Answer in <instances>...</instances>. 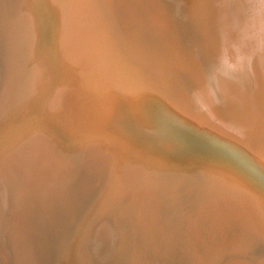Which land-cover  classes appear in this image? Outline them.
<instances>
[{
    "label": "rangeland",
    "instance_id": "1",
    "mask_svg": "<svg viewBox=\"0 0 264 264\" xmlns=\"http://www.w3.org/2000/svg\"><path fill=\"white\" fill-rule=\"evenodd\" d=\"M101 1L0 0V186L10 197L6 206L16 234L13 244L0 249L5 264L25 256H52L51 264H263L227 252L234 250L239 237L240 242L256 235V240L264 238V122L256 127L259 130L243 129V144L233 133L208 127L204 113L191 115L176 79L183 86L190 84L184 86L188 105H200L204 99L203 88L195 90L196 70L203 87L210 88L212 82L206 68L192 62L183 41L188 32L170 30L149 0ZM194 1L192 8L186 2V12L191 11L195 24L202 16L206 27L199 29L209 38V0ZM255 15L250 16L253 44L264 58V19ZM200 22L197 26L203 27ZM249 84L244 82L245 87ZM116 85L121 87H113L117 103L112 99ZM116 123H121L122 133ZM31 209L40 214L39 223L29 222ZM222 216L226 219L220 223ZM20 223L36 227L21 230ZM100 226L109 231L111 243L105 241L108 248L102 244L97 250L92 240ZM25 237L30 246L23 242ZM41 242L50 245L46 255ZM34 243L39 249L32 248Z\"/></svg>",
    "mask_w": 264,
    "mask_h": 264
},
{
    "label": "bare ground",
    "instance_id": "2",
    "mask_svg": "<svg viewBox=\"0 0 264 264\" xmlns=\"http://www.w3.org/2000/svg\"><path fill=\"white\" fill-rule=\"evenodd\" d=\"M101 1V0H100ZM116 1V0H115ZM119 1V0H118ZM125 1V0H124ZM130 1V0H129ZM151 3H152V6H154L155 7V10L156 11H158V12H160L159 14L160 15H162L163 16V18L164 19H166L167 21H168V26H169V28H170V30H172V31H175V34L177 33V31L179 30V31H187L188 32V39H183V41H185L186 42V44L188 45V47H189V52L191 53L190 55H191V57H192V62H193V64H194V62H195V64L196 63H198V64H200L201 66H204L206 69V72H207V74H208V76L207 77H209V79H210V81L212 82V86H210V88H205V86L203 87V81L201 80L202 78H201V75L199 74V73H197V70L194 72L195 73V81L197 82L196 84L197 85H195V90L197 91V89H201V87L203 88V92H201L202 94H203V102L200 104V105H197V108L195 107L196 105H194V103L193 104H189L188 105V102H187V99H189V98H187V96H188V94H187V92H185V90H184V86L185 85H188L189 84V82H187L186 81V83H188V84H184V86H183V84L182 83H180L179 82V80L178 79H176L177 81H178V83H177V85H178V87L180 88V87H182V89L180 88V90L182 91V94L184 95V97L185 98H187V99H185L184 98V105L187 107V109L191 112V115H194V116H197V117H199L198 116V113H200V115H201V117H203V113L205 114L204 115V117H203V119L205 120V121H207L208 122V124H207V122H206V125L208 126H210V127H212V128H216L217 130H219V131H223V132H225V133H233L235 136H237L238 138H240V141H241V143H245L244 141L246 140V138H245V134H244V132H242L243 131V129H245V128H253V129H255L256 127H258L259 125H262L261 123L262 122H264V58L262 57V55L260 54V53H258V51H256L255 50V48H254V44H253V31L251 30L252 29V27H251V24H250V16H252V13H255L256 15L255 16H257V18H259V19H264V0H209V5H208V9H207V16H208V19H209V21H210V23H211V25H212V30H211V32L209 33V38H208V36H207V34H205V32H201L200 31V29L202 28H204V26L205 25H203V24H206V22L204 23L203 21L204 20H200L201 18H202V16H200V13H203L202 11H198L197 10V13L198 12H200L199 13V21L198 22H200V21H202L203 23H202V25H203V27H200V26H197V25H199L198 24V22L195 24V20H194V18L192 19V18H190V16H189V12H191L189 9V12L187 13L186 12V9H187V7H186V2H188V1H186V0H149ZM194 1V0H193ZM203 1V0H202ZM206 1V0H205ZM102 2V1H101ZM138 2V1H137ZM189 2H191V4H190V7H191V5H192V0H189ZM188 2V3H189ZM200 2V1H199ZM198 2V3H199ZM249 2H250V4H249ZM118 3V2H117ZM194 3H195V7H196V1H194ZM202 3V2H201ZM200 3V4H201ZM206 3H207V1H206ZM102 4V3H101ZM123 4V3H122ZM138 4V3H137ZM7 5V4H6ZM198 5V4H197ZM201 5H204V2H203V4H201ZM8 6V5H7ZM17 6H18V4H17ZM123 6V5H122ZM127 6V5H126ZM189 6V5H188ZM194 6H193V8H194ZM206 6V5H205ZM105 7V6H104ZM114 7V6H113ZM201 7V6H200ZM200 7H199V10H201L200 9ZM203 7V6H202ZM207 7V6H206ZM206 7H204V8H206ZM192 8V7H191ZM114 9V8H113ZM115 9H117V8H115ZM125 9V8H124ZM123 9V10H124ZM132 9V8H131ZM196 9H198V7L196 8ZM118 10V9H117ZM128 10V9H127ZM138 10V9H137ZM154 10V9H153ZM125 11V10H124ZM143 11V10H142ZM196 11V10H195ZM118 12H119V10H118ZM123 12V11H122ZM129 12H130V10H129ZM129 12H127V13H129ZM141 12V11H140ZM145 12V11H144ZM143 12V13H144ZM193 9H192V13L191 14H193ZM142 13V12H141ZM117 14V13H116ZM133 14V13H132ZM135 14V13H134ZM190 14V15H191ZM111 15V14H110ZM122 15V14H121ZM125 15H127V14H125ZM147 15V14H146ZM146 15H144V17L146 16ZM155 14H153V16H154ZM129 16H130V14H129ZM140 16V15H139ZM195 16H196V14H195ZM194 16V17H195ZM204 16V15H203ZM160 17V16H159ZM193 17V16H192ZM156 18V17H155ZM196 18V17H195ZM207 18V17H206ZM135 18H133V20H134ZM142 19V18H141ZM147 19V18H146ZM150 19V18H149ZM159 19H161V18H159ZM119 20V19H118ZM121 20V19H120ZM122 20H123V18H122ZM122 20H121V22H122ZM125 20H126V17H125ZM145 20V19H144ZM151 20V19H150ZM148 21V20H147ZM162 21V20H161ZM166 21V22H167ZM118 22V21H117ZM134 22V21H133ZM144 22V21H143ZM146 22V21H145ZM163 22V21H162ZM123 23V22H122ZM126 23H127V21H126ZM155 23V22H154ZM157 23V22H156ZM164 23V22H163ZM162 23V24H163ZM261 23V22H260ZM152 24V23H151ZM121 25V24H120ZM126 25V24H125ZM128 25V24H127ZM148 26H150L149 24H147ZM157 25V24H156ZM160 25H161V23H160ZM201 25V24H200ZM138 26H139V24H138ZM141 26V25H140ZM143 26V25H142ZM117 27V26H116ZM135 27V26H134ZM150 27H152V26H150ZM155 27V26H154ZM159 27H161V26H158V27H155V28H159ZM163 27V26H162ZM206 27V26H205ZM153 28V27H152ZM200 28V29H199ZM125 29H126V27H125ZM149 29V28H148ZM167 29V28H166ZM166 29H164L165 30V32H166ZM201 29V30H202ZM258 29V28H257ZM128 30H130V28L128 29ZM137 30V29H136ZM150 30V29H149ZM159 30H160V28H159ZM159 30H157V31H159ZM177 30V31H176ZM259 30V29H258ZM139 31V30H138ZM151 31V30H150ZM153 31V30H152ZM156 31V30H155ZM133 32V31H132ZM167 32H168V30H167ZM262 32H264V31H262ZM125 33V32H124ZM139 33V32H138ZM151 33V32H150ZM157 33V32H156ZM173 33V32H172ZM179 33V32H178ZM206 33H207V31H206ZM213 33H214V36L216 37L215 39H214V36H213V42L212 43H210L211 42V40H210V37L213 35ZM132 34H134V33H132ZM140 34H142V33H140ZM153 34V33H152ZM159 34V33H158ZM165 34V33H164ZM171 34V33H170ZM258 34H259V32H258ZM127 36H128V34H126ZM163 35V34H162ZM161 35V36H162ZM168 35V34H167ZM172 35V34H171ZM180 35H181V33H180ZM257 35V34H256ZM261 35V34H260ZM262 35H264V34H262ZM134 36V35H133ZM150 36H151V34H150ZM154 36H156L155 34H154ZM153 36V37H154ZM158 36V35H157ZM178 36V35H177ZM258 36V35H257ZM135 37V36H134ZM159 37V36H158ZM163 37V36H162ZM172 37V36H171ZM173 37H174V34H173ZM172 37V38H173ZM181 37H182V35H181ZM185 37V36H184ZM128 38V37H127ZM131 38V37H130ZM129 38V39H130ZM135 38H137V36L135 37ZM167 38V37H166ZM169 38V37H168ZM175 38V37H174ZM212 38V37H211ZM142 39V38H141ZM156 39V38H155ZM163 39V38H162ZM165 39V38H164ZM177 39V38H176ZM176 39H174V41L176 40ZM181 39V38H180ZM264 39V38H263ZM138 40V39H137ZM142 40H144V38L142 39ZM166 40V39H165ZM172 39H170V41H171ZM179 39H177V41H178ZM209 40H210V42H209ZM217 41V42H215V41ZM134 41V40H133ZM149 41V40H148ZM167 41H168V39H167ZM170 41H169V43H170ZM183 41H180V43L181 44H183ZM147 42V41H146ZM154 42V41H153ZM184 42V43H185ZM143 43H145V42H143ZM148 43V42H147ZM162 43H164V40H163V42ZM169 43H167V44H169ZM173 41H172V43L170 44V45H173ZM176 43V42H175ZM155 44V43H154ZM177 44V43H176ZM179 44V43H178ZM181 44L179 45V46H181ZM135 45V44H134ZM150 46H152V44H149ZM161 45V44H160ZM136 46V45H135ZM135 46H134V48H135ZM158 46V45H157ZM169 46V45H168ZM175 46V45H174ZM177 46V45H176ZM176 46L174 47V48H176ZM183 46H185V45H183ZM183 46L181 47V48H183ZM259 46V45H258ZM173 47V46H172ZM146 48V47H145ZM158 48V47H157ZM169 48V47H168ZM171 48V47H170ZM141 49H142V47H141ZM161 49V48H160ZM184 49V48H183ZM182 49V50H183ZM138 50V49H137ZM149 50H151V47H150V49ZM154 50V49H153ZM157 50V49H156ZM155 50V51H156ZM163 50V49H162ZM169 50V49H168ZM173 50V49H172ZM182 50H181V52H182ZM167 51V50H166ZM176 51V50H175ZM136 52V51H135ZM137 52H139V51H137ZM151 52V51H150ZM168 52V51H167ZM169 52H171L170 54L172 55V52H174V50L173 51H169ZM168 52V53H169ZM177 52V51H176ZM180 52V53H181ZM165 53V52H164ZM140 54V53H139ZM142 54V53H141ZM169 54V55H170ZM178 54V53H177ZM161 55V54H160ZM159 55V57H161L162 58V56H160ZM172 56H176V55H172ZM183 56V55H182ZM182 56H179L178 55V57H181L182 58ZM187 56V55H186ZM53 57V56H52ZM135 57H137V56H135ZM158 57V58H159ZM173 57V58H174ZM172 58V57H171ZM177 58V57H176ZM186 58V57H185ZM248 58V59H247ZM179 58H177V60H178ZM187 59V58H186ZM247 59V60H246ZM167 60V59H166ZM175 61H176V59H174ZM174 60H172V61H174ZM180 60V59H179ZM158 61V60H157ZM156 61V62H157ZM165 61V60H164ZM171 61V62H172ZM174 61V62H175ZM181 61H182V59H181ZM57 62V61H56ZM145 62V61H144ZM159 62V61H158ZM168 62V61H167ZM166 62V63H167ZM185 62V61H184ZM183 61H182V64L184 63ZM187 62V61H186ZM145 63H147V62H145ZM160 63V62H159ZM164 63V62H163ZM162 63V64H163ZM170 63V62H169ZM168 63V64H169ZM176 63V62H175ZM178 63H179V61H178ZM54 64V63H53ZM167 64V65H168ZM177 64V63H176ZM181 64V65H182ZM197 64V65H198ZM150 65H151V63H150ZM173 66H175V64H172ZM199 65V66H200ZM178 66V65H177ZM177 66H175V67H177ZM185 67H186V65H184ZM187 67H189V66H187ZM191 67H193L192 66V64H191ZM198 67V66H197ZM119 68V67H118ZM157 68V67H156ZM180 68V67H179ZM179 68H178V70H179ZM182 68V67H181ZM184 68V67H183ZM128 69V68H127ZM186 69V68H185ZM184 69V70H185ZM194 69V68H193ZM197 69V68H196ZM181 70H183V69H181ZM192 70V69H191ZM190 70V71H191ZM188 71V70H187ZM198 71H199V69H198ZM156 72V71H155ZM158 72V71H157ZM180 73H181V71H179ZM193 72V71H192ZM192 72H190V73H188V74H190V76H191V74H192ZM183 73V72H182ZM185 73V72H184ZM194 73H193V75H194ZM200 73H203V71H200ZM67 74V73H66ZM187 74V73H186ZM206 74V75H207ZM184 75V74H183ZM157 76V75H156ZM180 76H181V78L180 79H182L183 77H182V75L180 74ZM188 76V75H187ZM203 76V75H202ZM130 77V76H129ZM141 79V78H140ZM140 79H138V80H140ZM160 79V78H159ZM187 79V78H186ZM185 79V80H186ZM205 79V78H204ZM208 78H207V82H208V80H209ZM137 80V81H138ZM184 80V79H183ZM159 81V80H158ZM157 81V82H158ZM161 81V80H160ZM200 81H202V82H200ZM245 81H249V87H251L250 89H249V87H245V85H244V82ZM182 82V81H181ZM184 83V82H183ZM202 83V84H201ZM204 83H205V81H204ZM210 83V82H209ZM208 83V84H209ZM133 84V83H132ZM159 84H161V83H159ZM201 84V85H200ZM206 84V83H205ZM190 85V84H189ZM210 85V84H209ZM113 87H115V88H117V85L116 86H112V88ZM190 87V86H189ZM111 88V89H112ZM162 88H164V86L162 87ZM121 89V87L119 88H117L116 90H120ZM249 89V90H248ZM113 90V96H114V98H112L113 100L115 99V94H117L116 93V91L114 90V88L112 89ZM164 90H166V87L164 88ZM189 90H190V88H189ZM115 91V92H114ZM119 92V91H118ZM198 92V91H197ZM218 92H219V96H218ZM120 94L122 93V91L121 92H119ZM139 93V92H138ZM191 93V92H190ZM141 94V93H140ZM119 95V94H118ZM137 95V94H136ZM192 94H190V96H191ZM112 96V97H113ZM216 96H218V97H220L221 98V101L219 102V100H217L218 98L216 97ZM118 96H116V98H117ZM196 97V96H195ZM169 98V97H168ZM197 98V97H196ZM195 98V99H196ZM219 98V99H220ZM138 99H139V97H138ZM198 99V98H197ZM196 99V100H197ZM110 100V99H109ZM194 100V99H193ZM196 100H194V101H196ZM207 100V101H206ZM112 101V100H111ZM206 101V102H205ZM114 102L115 103H117L115 100H114ZM113 102V103H114ZM200 102V101H199ZM113 103H112V106H113ZM114 103V104H115ZM192 103V102H191ZM196 103V102H195ZM109 104H111V103H109ZM117 105V104H116ZM116 105H115V108H116ZM134 108V107H133ZM200 108V109H199ZM112 109V108H111ZM163 110H166V109H164L163 108ZM199 110V111H198ZM113 111H114V109H113ZM139 113V112H138ZM86 114V113H85ZM140 114V113H139ZM144 114V113H143ZM90 115V114H89ZM142 116V115H141ZM145 116V115H144ZM92 117H94V116H92ZM91 117V118H92ZM196 117V118H197ZM134 120V119H133ZM140 120H142V119H140ZM145 120H146V118H145ZM149 120V119H148ZM187 120V119H186ZM191 120V119H190ZM203 120V121H204ZM135 121H137V120H135ZM199 121V120H198ZM90 122V121H89ZM94 122V121H93ZM113 123V122H112ZM111 123V124H112ZM123 123V122H122ZM139 123H140V121H139ZM110 124V125H111ZM115 124V123H114ZM215 124V125H214ZM108 125H109V123H108ZM107 124H106V126H108ZM109 125V126H110ZM116 125L118 126L119 124H117L116 123ZM120 125H121V123H120ZM120 125H119V127H120ZM127 125V124H126ZM181 125H183V124H181ZM122 126V125H121ZM132 126V125H131ZM179 126V125H178ZM184 126V125H183ZM182 126V128H185V126L183 127ZM205 126V125H204ZM208 126V127H209ZM180 127V126H179ZM194 127V126H193ZM101 128V127H100ZM128 128V127H127ZM260 128V127H259ZM121 129V127L119 128V130ZM151 129V128H150ZM190 129V128H189ZM209 129V128H208ZM215 129V130H216ZM258 128H256V130H257ZM192 130V129H191ZM250 130V129H249ZM259 130V129H258ZM148 131V130H147ZM261 132H262V129L260 130ZM123 132V127H122V129H121V132L120 133H122ZM142 132V131H141ZM148 132H151V131H148ZM181 132V131H180ZM210 132V131H209ZM113 133V132H112ZM219 133V132H218ZM214 134V133H213ZM232 134V135H233ZM260 134V133H259ZM220 135V134H219ZM256 135V134H255ZM258 135V134H257ZM144 136V135H143ZM261 136V135H260ZM193 137V136H192ZM233 137V136H232ZM235 138V137H234ZM237 138V139H238ZM256 139H257V137H256ZM145 142V141H144ZM263 142V141H262ZM255 143V142H254ZM156 145V144H155ZM150 146V145H149ZM157 146H159V145H157ZM145 147V146H144ZM221 147V146H220ZM172 148V147H171ZM264 148V147H263ZM155 149V148H154ZM211 150V149H210ZM209 150V151H210ZM155 151V150H154ZM159 151V150H158ZM160 152V151H159ZM181 152V151H180ZM178 154V153H177ZM248 154V153H247ZM155 155V154H154ZM135 156V155H134ZM137 156H139V155H137ZM166 156V155H165ZM27 158V157H26ZM246 158V157H245ZM136 159V158H135ZM162 159V158H161ZM161 159H159L160 161H161ZM133 160V159H132ZM146 160V159H145ZM142 162V161H141ZM6 163V162H5ZM159 164H161L160 162H159ZM34 165V164H33ZM252 166H253V164H252ZM258 168V167H257ZM98 169V168H97ZM252 169V168H251ZM250 169V170H251ZM82 170V169H81ZM254 170V169H253ZM258 170V169H257ZM71 171V173H72V170H70ZM260 171V170H259ZM255 172V171H254ZM257 172V171H256ZM261 172V171H260ZM76 173V172H75ZM24 174H26L25 173V170H24V173H23V175ZM67 175V174H66ZM71 175V174H70ZM62 176H64V173L62 174ZM264 176V175H263ZM66 177V176H65ZM67 177H69V176H67ZM72 177V176H71ZM99 177H102L101 176V174H100V176ZM98 177V178H99ZM33 178V177H32ZM75 178V177H74ZM232 178V177H231ZM35 179V178H34ZM58 179H59V177H58ZM62 179V178H61ZM239 179V178H238ZM241 179V178H240ZM264 179V178H263ZM24 180H25V178H24ZM28 180V179H27ZM64 180V179H63ZM75 180V179H74ZM96 180V179H95ZM102 180V179H101ZM235 180V179H234ZM1 181H3V180H1ZM33 180H31V182H32ZM68 181V180H67ZM70 181V180H69ZM72 181V180H71ZM98 181H99V179H98ZM56 182V181H55ZM59 182H61V181H59ZM28 183H30V181L28 180V182L26 183V186H27V184ZM37 183V182H36ZM35 183V184H36ZM70 183V182H69ZM72 183V182H71ZM75 183V182H74ZM96 183V182H95ZM33 184V183H32ZM31 184V185H32ZM60 184V183H59ZM62 184V183H61ZM67 184V183H66ZM70 185V184H69ZM26 186H24V187H26ZM28 186H30V185H28ZM34 186V185H33ZM54 186V185H53ZM58 186V185H57ZM93 186V185H92ZM95 186V185H94ZM31 187V186H30ZM56 187V186H55ZM59 187V186H58ZM58 187H57V190H58ZM6 188V187H5ZM60 188H61V186H60ZM59 188V189H60ZM68 188H70V186L68 187ZM27 189V188H26ZM33 189V188H32ZM32 189H31V191H32ZM99 189H100V187H99ZM5 190V189H4ZM4 190H3V188H2V186H0V249H2V248H5L6 246H10L11 244H13L12 243V240H13V234H15V233H13V227H14V224H13V218H10L9 217V215L8 214H10V212L9 211H11V209H8V211H7V206H6V200L8 201V198H10V197H7L6 198V196H5V193H4ZM36 190V189H35ZM39 190V189H38ZM38 190H36V193H34V194H38L37 193V191ZM49 190V189H48ZM62 190V189H61ZM69 190V189H68ZM96 190V189H95ZM28 191H30V190H28ZM34 191V190H33ZM50 191H53V189L52 190H50ZM60 191V190H59ZM91 191V190H90ZM55 192V191H54ZM57 192V191H56ZM63 192H64V190H63ZM102 192H103V190H102ZM102 192H100V194L102 193ZM21 193V192H20ZM33 193V192H32ZM32 193H29V194H32ZM53 193V192H52ZM29 194H27V196H29ZM55 194V193H54ZM61 194V193H60ZM63 194V193H62ZM66 194V193H65ZM90 194V193H89ZM100 194H99V197H100ZM33 195V194H32ZM41 195V194H40ZM50 195V194H49ZM52 195V194H51ZM91 195V194H90ZM89 195V196H90ZM7 196H9V194L7 195ZM34 196V195H33ZM32 196V197H33ZM93 196V195H92ZM94 196H95V194H94ZM39 197V196H38ZM37 196H36V198H38ZM51 197V196H50ZM65 197V196H64ZM245 197V196H244ZM28 198H30L31 199V196H29ZM35 198V197H34ZM82 198V197H81ZM93 198V197H92ZM248 198V197H247ZM88 200H89V198H87ZM26 200V199H25ZM28 200V199H27ZM66 200V199H65ZM76 200H78V199H76ZM38 205H39V207H40V204H39V201L37 202L36 200H34ZM47 201H48V198H47ZM91 201H92V199H91ZM251 201V200H250ZM23 202H24V200H23ZM31 202H33V201H31ZM30 202V204H32ZM253 202V201H252ZM251 202V203H252ZM25 203V202H24ZM34 203V202H33ZM55 203V202H54ZM77 203V202H76ZM76 203H74L75 205H76ZM81 203H82V200H81ZM84 203V202H83ZM20 204H22V203H20ZM27 204V203H26ZM29 204V203H28ZM47 204V203H46ZM62 204H64L63 202H62ZM70 204V203H69ZM243 204H245V202H243ZM47 205H49V204H47ZM61 205V204H60ZM68 205V204H67ZM75 205H72V206H75ZM79 205H81V204H79ZM18 206V205H17ZM30 206H32V208H33V206L34 205H30ZM42 206V205H41ZM62 206H64L65 207V205H62ZM71 206V205H70ZM84 206V205H83ZM87 206V205H86ZM245 206V205H244ZM259 206V205H258ZM35 207V206H34ZM38 207V208H39ZM12 208V207H11ZM24 208V207H23ZM30 208V207H29ZM40 208H42V210L44 209L43 207H40ZM48 208H49V206H48ZM66 208V207H65ZM70 209H71V207H69ZM68 208V209H69ZM88 208V207H87ZM247 208V207H246ZM255 208V207H254ZM256 208H259V207H256ZM35 209V208H34ZM78 209V208H77ZM76 209V210H77ZM248 209V208H247ZM260 209H261V207H260ZM30 210V209H29ZM33 212H31L30 214L28 213V215H30L29 217H30V220H29V222L32 220V221H35L36 223H39L38 222V215H40V214H37V216L35 215V213H34V210L33 209H31ZM39 210H41V209H39ZM42 210H41V212H42ZM45 210V209H44ZM254 210V209H253ZM259 210V209H258ZM263 210V209H262ZM18 211H19V209H18ZM26 211V210H25ZM28 211V210H27ZM38 211V210H37ZM45 211H47V210H45ZM71 211V210H70ZM73 211V210H72ZM71 211V212H72ZM174 211V210H173ZM255 211H257V210H255ZM16 213H17V211H15ZM29 212V211H28ZM35 212H36V210H35ZM66 212V211H65ZM15 213V214H16ZM23 213V212H22ZM25 213H27V212H25ZM38 213V212H37ZM44 213V212H43ZM60 213H61V211H60ZM77 213V212H76ZM84 213V212H83ZM174 213V212H173ZM257 213V212H256ZM21 214V213H20ZM46 214V213H45ZM45 214H44V216H45ZM62 214H63V212H62ZM214 214V213H213ZM241 214H243V213H241ZM249 214H250V212H249ZM22 215V214H21ZM42 215V214H41ZM47 215H49V214H46V216ZM64 215H65V213H64ZM237 215V214H236ZM17 216H18V214H17ZM26 216H27V214H26ZM26 216H24V217H26ZM45 216V217H46ZM67 216V215H66ZM249 216V215H248ZM19 217V216H18ZM23 217V220H25V218ZM47 217H49V216H47ZM60 217H62L61 215H60ZM64 217V216H63ZM73 217V216H72ZM75 218H77L78 217V215H77V217L76 216H74ZM255 217V215L252 217V219ZM257 217V216H256ZM26 218H28V216L26 217ZM40 218H41V216H40ZM57 218V217H56ZM68 218H70V217H68ZM19 219V218H18ZM65 219V218H64ZM73 219V218H72ZM223 219H226V216H222L221 217V220H220V223H222L221 221L223 220ZM236 219V218H235ZM255 219V218H254ZM20 220V219H19ZM19 220H17V222L19 221ZM28 220V219H27ZM26 220V221H27ZM16 221V220H15ZM14 221V222H15ZM21 221V220H20ZM31 221V222H32ZM40 221H42V220H40ZM49 220H47V221H45V223L46 222H48ZM52 221V220H51ZM61 221V220H60ZM63 221H65V220H63ZM70 221H71V219H70ZM75 221L76 222H78V220H76L75 219ZM237 221V220H236ZM245 221V220H244ZM253 221V220H252ZM255 221H257V219L255 220ZM22 222V221H21ZM67 222V221H66ZM73 222V221H72ZM72 222H70V225H72L71 223ZM22 223H25V222H22ZM22 223H20L19 225L21 226V224ZM59 223H61V222H59ZM256 223V222H255ZM261 223V222H260ZM260 223H258V221H257V225L256 226H258L259 227V224ZM26 224V223H25ZM29 224V223H28ZM27 224V225H28ZM50 224H51V222H50ZM77 224V223H76ZM219 224V223H218ZM236 224V223H235ZM17 225V224H16ZM15 225V226H16ZM27 225L26 226H24V224H22V226L24 227L23 229H21V230H27V229H25V227H27ZM39 225V224H38ZM217 225V224H216ZM240 225V224H239ZM252 225V224H251ZM18 226V225H17ZM16 226V227H17ZM28 226H30V225H28ZM35 226V225H34ZM33 226V227H34ZM76 226V225H75ZM237 226V225H236ZM250 226V225H249ZM30 227H32V226H30ZM32 227V228H33ZM36 227V226H35ZM42 227H44V226H42ZM48 227V226H47ZM50 227V226H49ZM101 227V228H100ZM97 230H96V234H95V236H94V238H93V240H92V244H94V246H95V248L96 247H100V246H102V244L106 241H109V243H111V239H110V233H109V231L108 232H106V228H102V226H100ZM111 227V226H110ZM240 227H241V225H240ZM239 227V228H240ZM253 227V226H252ZM251 227V228H252ZM41 228V227H40ZM45 228V227H44ZM71 228H72V226H71ZM255 228V227H254ZM16 229V228H15ZM18 229V228H17ZM17 229H16V232H18L17 231ZM38 229V227L35 229V230H37ZM42 229V228H41ZM47 229V228H46ZM52 229V228H51ZM95 229V228H94ZM111 229V228H110ZM114 229V228H113ZM241 229V228H240ZM259 229V228H258ZM261 229V228H260ZM45 230V229H44ZM235 230V229H234ZM254 229H252V231H253ZM15 231V230H14ZM30 231V230H29ZM31 231H32V229H31ZM54 231V230H53ZM214 231L216 232V230L214 229ZM240 231V230H239ZM243 231V230H242ZM258 231V230H257ZM40 232V231H39ZM44 232H46V231H44ZM43 232V233H44ZM52 232V231H51ZM50 232V233H51ZM95 232V231H94ZM214 232V233H215ZM236 232V231H235ZM260 232V231H259ZM262 232V231H261ZM264 232V231H263ZM32 233H34V232H32ZM237 233H238V231H237ZM18 234V233H17ZM37 234V233H36ZM41 234V233H40ZM46 234H47V232H46ZM45 234V235H46ZM52 234V233H51ZM53 234H55V233H53ZM57 234V233H56ZM261 234V233H260ZM264 234V233H263ZM28 235V234H27ZM30 235H32L31 233H30ZM39 235V234H38ZM233 235V234H232ZM241 235V234H240ZM245 235V234H244ZM255 235V234H254ZM37 236V235H36ZM35 236V237H36ZM51 236V235H50ZM54 236V235H53ZM257 236V235H256ZM256 236H255V238H253L252 240L251 239H249V241H244V242H240L239 241V238H238V240L237 239H235V240H237V241H234L233 242V244H232V248L234 249V250H231L230 252H227V253H233V252H239V254L241 253V254H243V255H246V256H248V258L250 257V258H257L259 261H260V263L262 262L263 264H264V238L262 239V240H260L259 238V241H258V239L256 240ZM19 237H21V235H20V233H19V236H18V238ZM23 237V236H22ZM39 237V236H38ZM47 237H49V236H47ZM257 237H259V236H257ZM15 238H16V234H15ZM26 238V237H25ZM37 238V237H36ZM244 238V237H243ZM23 239V238H22ZM35 238H33V239H30V242L32 241V240H34ZM38 239V238H37ZM40 239V238H39ZM44 239V238H43ZM242 239V238H241ZM17 240V239H16ZM20 240V239H19ZM25 239H23V242H26V245H28L27 244V238H26V240L24 241ZM46 240V239H45ZM47 240H48V238H47ZM36 241H38V240H36ZM35 241V242H36ZM40 241H42V240H40ZM51 240H49V242H50ZM61 242V241H60ZM89 242V241H88ZM15 243V242H14ZM53 243H55V241L53 242ZM52 243V244H53ZM217 243V242H216ZM20 244V243H19ZM33 244V243H32ZM40 244V243H39ZM47 242L46 243H44V242H41V249H42V251H43V254L47 251V248L50 246H48L47 247ZM92 244H91V246H92ZM17 246H18V244H16ZM104 245V244H103ZM109 245V244H108ZM108 245H104V246H106L107 248H108ZM116 245V244H115ZM28 246H30V245H28ZM38 246L39 245H35V243H34V245L32 246V248L33 247H37L36 249H39L38 248ZM56 246V245H55ZM93 246V247H94ZM217 246V245H216ZM215 246V247H216ZM16 247V246H15ZM21 247H24L23 245L21 246L20 245V248ZM26 247V246H25ZM53 247V246H52ZM18 248V247H17ZM50 248V247H49ZM94 248V249H95ZM10 249H12L11 247H9L8 249H6V250H9L10 251ZM14 250H15V248H13ZM35 249V250H36ZM54 249H55V247H54ZM97 250H99V248H96ZM95 249V250H96ZM103 249V248H102ZM218 249V248H217ZM16 250H18V249H16ZM22 251L24 250L23 248L21 249ZM93 250V249H92ZM91 250V251H92ZM104 250V249H103ZM106 250V249H105ZM2 251V250H1ZM9 251H7L8 252V254H10L9 253ZM26 251V250H25ZM30 251V250H29ZM37 251V250H36ZM51 250L49 249V252H50ZM61 251V250H60ZM101 251V250H100ZM6 252V251H5ZM4 252V253H5ZM6 252V253H7ZM16 252V251H15ZM18 252V251H17ZM31 252V251H30ZM30 252H28V253H30ZM52 253L54 252V251H51ZM215 252H217V251H215ZM14 253V252H13ZM98 253V252H97ZM96 253V254H97ZM102 251H101V255H102ZM14 254H16V253H14ZM27 254V253H26ZM48 254V253H47ZM50 254V253H49ZM217 254H218V252H217ZM7 255V254H6ZM17 255V254H16ZM19 255V254H18ZM23 255V254H22ZM44 255H46V254H44ZM225 255V254H224ZM224 255H222L223 257H224ZM24 256V255H23ZM28 256H30L29 254H28ZM32 256V255H31ZM58 256V255H57ZM96 256V255H95ZM106 256V255H105ZM52 257V256H51ZM51 257H37L36 258V260L35 259H33V258H27L26 256L23 258H21V257H18L17 258V260L15 259L14 260V262H13V264H51ZM99 257H100V255H99ZM101 258V257H100ZM236 258V257H235ZM239 257L237 256V259H238ZM99 259V258H98ZM231 260H233V258L231 257L230 258ZM236 259V260H237ZM241 258H239V260H240ZM11 260V259H10ZM238 260V261H239ZM9 261V260H8ZM52 261H53V259H52ZM227 261L229 262V260L227 259ZM240 261H242V260H240ZM243 261H245V260H243ZM226 262V261H225ZM225 262L223 263V264H225ZM248 262V261H247ZM6 262L4 261V258H3V256H1L0 255V264H5ZM8 263V262H7ZM11 263V262H10ZM57 262H55V264H56ZM230 263V262H229ZM228 263V264H229ZM242 263H244V262H242ZM246 263V262H245ZM204 264H206V263H204ZM227 264V263H226ZM231 264H241V263H239V262H236L235 261V263L234 262H232ZM252 264V263H251Z\"/></svg>",
    "mask_w": 264,
    "mask_h": 264
},
{
    "label": "water",
    "instance_id": "3",
    "mask_svg": "<svg viewBox=\"0 0 264 264\" xmlns=\"http://www.w3.org/2000/svg\"><path fill=\"white\" fill-rule=\"evenodd\" d=\"M64 82V81H63ZM179 118H182L180 115H177Z\"/></svg>",
    "mask_w": 264,
    "mask_h": 264
}]
</instances>
